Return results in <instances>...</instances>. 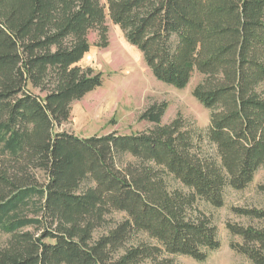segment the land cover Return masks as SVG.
Instances as JSON below:
<instances>
[{
  "label": "trees",
  "instance_id": "obj_1",
  "mask_svg": "<svg viewBox=\"0 0 264 264\" xmlns=\"http://www.w3.org/2000/svg\"><path fill=\"white\" fill-rule=\"evenodd\" d=\"M107 19L156 81L182 90L199 76L205 137L180 116L162 124L163 105L140 115L154 124L141 133L57 130L102 84L78 65L90 31L107 45ZM260 169L264 0H0V264L203 262L220 244L195 203L221 208L223 190L246 189ZM234 212L264 225L263 210ZM227 229L242 239L233 251L264 264V228Z\"/></svg>",
  "mask_w": 264,
  "mask_h": 264
},
{
  "label": "rangeland",
  "instance_id": "obj_2",
  "mask_svg": "<svg viewBox=\"0 0 264 264\" xmlns=\"http://www.w3.org/2000/svg\"><path fill=\"white\" fill-rule=\"evenodd\" d=\"M105 25L108 33L107 45L96 46L98 34L90 31L87 37L90 50L78 65L82 69H92L95 74L100 73L102 84L70 104L69 119L57 130L79 138L111 133L125 136L141 133L153 128L154 124L139 120L140 115L150 106L163 105L164 111L160 120L162 124H169L175 117L180 116L185 127L197 130L205 137L210 123L209 113L192 96V88L199 81V76L194 75L188 86L182 90L156 81L138 49L126 41L120 28L108 19ZM133 82L136 84H132ZM204 143H207L206 140ZM206 148L214 154L212 146L207 144ZM38 177L41 182L42 174ZM34 178V181L37 180V177ZM259 187H264V169L256 173L251 185L244 190L225 188L224 204L221 208H213L200 200L195 203L196 211L216 228V237L220 244L217 250L208 253L205 261L197 262L180 255L166 257L172 260V264H251L244 255L232 250L231 245L242 244V239L232 236L227 226L264 228L257 220L234 212L237 209L252 208L264 211V193ZM122 218L123 214L120 213L107 216L108 225H103L100 233ZM139 239L144 238L140 236ZM4 240L5 237L1 236L0 243ZM146 242L153 243L151 240Z\"/></svg>",
  "mask_w": 264,
  "mask_h": 264
},
{
  "label": "bare ground",
  "instance_id": "obj_3",
  "mask_svg": "<svg viewBox=\"0 0 264 264\" xmlns=\"http://www.w3.org/2000/svg\"><path fill=\"white\" fill-rule=\"evenodd\" d=\"M132 84H136V83H135V82H133ZM140 86H141V85H140ZM140 86H139V87H140Z\"/></svg>",
  "mask_w": 264,
  "mask_h": 264
}]
</instances>
